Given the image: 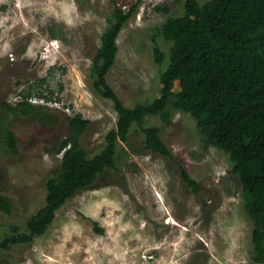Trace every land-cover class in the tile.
Listing matches in <instances>:
<instances>
[{"label": "rangeland", "instance_id": "obj_1", "mask_svg": "<svg viewBox=\"0 0 264 264\" xmlns=\"http://www.w3.org/2000/svg\"><path fill=\"white\" fill-rule=\"evenodd\" d=\"M136 2L106 74L127 106L159 94L165 65L154 61L151 36L167 49L156 27L179 15L184 0H0V104L41 86L51 99L29 100L57 116L53 125L9 120L18 151L0 145V198L12 204L10 213L0 210V241L13 225L23 230L43 205L46 180L61 158L48 148L67 134L71 116L90 120L81 136L89 157L116 127L113 101L94 90L91 65L114 5ZM144 124L160 127L173 157L146 150L142 128L133 125L115 168L69 198L44 234L0 249V264H252L251 223L227 154L205 145L188 113L174 110L168 122L152 115ZM180 166L199 182L198 193L181 179Z\"/></svg>", "mask_w": 264, "mask_h": 264}, {"label": "trees", "instance_id": "obj_2", "mask_svg": "<svg viewBox=\"0 0 264 264\" xmlns=\"http://www.w3.org/2000/svg\"><path fill=\"white\" fill-rule=\"evenodd\" d=\"M138 4L127 9L114 5L91 65L94 90L113 101L118 115L116 127L106 133L100 151L89 157L81 136L90 120L80 113L70 117L67 134L48 148L61 158L59 167L46 180L43 205L26 219L23 230L15 225L10 228L0 241V249L31 243L44 234L69 198L91 186L106 169L115 168L116 154L133 125L142 128L146 150L173 157L160 136V127L144 122L152 115L168 122L172 111L179 110L193 118L205 145L227 154L251 223L250 261L264 264V0H184L179 15L167 16L156 27L167 49H162L157 34L151 36L154 61L165 65L159 74V94L127 106L106 74L115 63L117 38ZM48 91L30 85L18 93L15 102H1L0 145L9 153L18 151L10 119L56 122L57 116L46 113L45 106L29 100L37 97L49 101ZM180 176L194 193L200 191L199 182L184 166H180ZM11 209V202L1 197L0 210L8 214Z\"/></svg>", "mask_w": 264, "mask_h": 264}, {"label": "clouds", "instance_id": "obj_3", "mask_svg": "<svg viewBox=\"0 0 264 264\" xmlns=\"http://www.w3.org/2000/svg\"><path fill=\"white\" fill-rule=\"evenodd\" d=\"M32 98L35 99L37 102H38V101H40V102L42 101V102H44V103L47 102V101H44L43 98L31 97V99H32ZM38 99H39V100H38ZM30 101H31V100H30Z\"/></svg>", "mask_w": 264, "mask_h": 264}]
</instances>
